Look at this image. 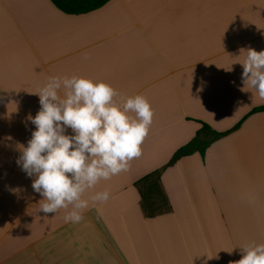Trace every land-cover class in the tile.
Listing matches in <instances>:
<instances>
[{
	"label": "crops",
	"instance_id": "0c3cea01",
	"mask_svg": "<svg viewBox=\"0 0 264 264\" xmlns=\"http://www.w3.org/2000/svg\"><path fill=\"white\" fill-rule=\"evenodd\" d=\"M248 47L264 50V0H110L84 14L0 0V264H229L264 244V111L164 170L171 211L146 217L134 186L200 121L225 131L264 105L240 79ZM73 75L109 84L117 103L142 95L154 111L142 155L84 194L79 223L65 222L70 208L40 212L16 162L35 130V93ZM105 190L107 202L91 200Z\"/></svg>",
	"mask_w": 264,
	"mask_h": 264
},
{
	"label": "clouds",
	"instance_id": "9594fccd",
	"mask_svg": "<svg viewBox=\"0 0 264 264\" xmlns=\"http://www.w3.org/2000/svg\"><path fill=\"white\" fill-rule=\"evenodd\" d=\"M245 52L241 82L264 100V50L248 47ZM35 94L40 109L28 117L35 130L16 162L43 197L40 212L47 216L70 208L65 222L79 223L89 206L84 194L100 180L128 171L130 161L142 155L154 111L142 95L117 103L114 97L120 94L109 84L75 75L49 76ZM109 197L105 190L91 200L105 203ZM241 253V259L229 264H264V244L245 245Z\"/></svg>",
	"mask_w": 264,
	"mask_h": 264
},
{
	"label": "trees",
	"instance_id": "16d2710c",
	"mask_svg": "<svg viewBox=\"0 0 264 264\" xmlns=\"http://www.w3.org/2000/svg\"><path fill=\"white\" fill-rule=\"evenodd\" d=\"M61 11L68 14H84L104 6L110 0H51ZM264 111V105L253 108L232 128L218 131L204 121L194 137L179 147L171 159L162 167L138 179L134 186L140 193V203L146 217H155L171 211L172 205L164 190L161 176L164 170L176 164L182 157L199 153L205 156L207 149L217 140L237 130L244 120L252 113Z\"/></svg>",
	"mask_w": 264,
	"mask_h": 264
}]
</instances>
